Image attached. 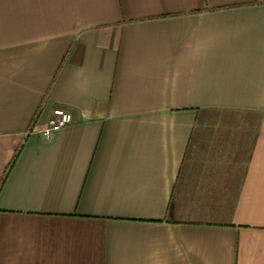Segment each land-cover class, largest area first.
Returning <instances> with one entry per match:
<instances>
[{
	"label": "crops",
	"instance_id": "1",
	"mask_svg": "<svg viewBox=\"0 0 264 264\" xmlns=\"http://www.w3.org/2000/svg\"><path fill=\"white\" fill-rule=\"evenodd\" d=\"M0 264H264V0H0Z\"/></svg>",
	"mask_w": 264,
	"mask_h": 264
},
{
	"label": "built area",
	"instance_id": "2",
	"mask_svg": "<svg viewBox=\"0 0 264 264\" xmlns=\"http://www.w3.org/2000/svg\"><path fill=\"white\" fill-rule=\"evenodd\" d=\"M72 121L70 112L63 109H56L53 116L48 119L47 126L41 131L46 139H51L53 132Z\"/></svg>",
	"mask_w": 264,
	"mask_h": 264
}]
</instances>
